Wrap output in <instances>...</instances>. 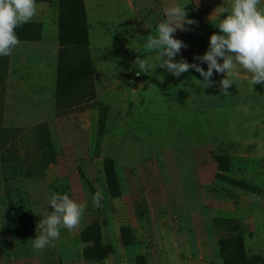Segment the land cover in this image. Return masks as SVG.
<instances>
[{
    "label": "rangeland",
    "instance_id": "1",
    "mask_svg": "<svg viewBox=\"0 0 264 264\" xmlns=\"http://www.w3.org/2000/svg\"><path fill=\"white\" fill-rule=\"evenodd\" d=\"M58 2L36 0L28 23L39 38L19 39L0 57V264H264V141L209 135L197 107L200 94L218 97L214 77L200 93L196 74L157 67L137 75L134 64L167 6L186 5L204 22L228 0H83L94 99L84 92L65 110L55 100ZM174 36L187 45L176 58L203 66L194 60L206 51L198 36ZM68 45L64 60L75 64L81 52ZM245 96L260 101L253 91ZM54 192L87 207L79 228H62L36 252L30 239ZM26 213L31 232L20 219ZM99 228L111 250L91 260L85 239Z\"/></svg>",
    "mask_w": 264,
    "mask_h": 264
},
{
    "label": "clouds",
    "instance_id": "2",
    "mask_svg": "<svg viewBox=\"0 0 264 264\" xmlns=\"http://www.w3.org/2000/svg\"><path fill=\"white\" fill-rule=\"evenodd\" d=\"M262 0H228L227 7H220L217 13L219 34L209 37L207 50L194 60L207 65L189 63L175 57L187 45L174 38L179 29L188 30L185 25L196 21L187 18L186 5L172 3L165 8V19L156 26L155 35L149 34L144 41L146 51H155V63L147 58L134 60L141 73H153L157 67L166 69L174 77L194 69L203 78L205 87L211 86L213 70L223 74L219 81L220 92H227L234 80L246 75L252 88L264 85V7ZM37 14L36 0H0V57L9 56L20 44L16 29L28 23ZM221 14H224L221 19ZM222 61V62H221ZM103 195L97 191L91 196L93 207H101ZM51 211L45 209L36 225L39 234L31 238L33 251L39 252L59 239L61 229L71 232L79 228L87 204L70 198L68 194L52 193L48 201Z\"/></svg>",
    "mask_w": 264,
    "mask_h": 264
},
{
    "label": "crops",
    "instance_id": "3",
    "mask_svg": "<svg viewBox=\"0 0 264 264\" xmlns=\"http://www.w3.org/2000/svg\"><path fill=\"white\" fill-rule=\"evenodd\" d=\"M192 1V0H189ZM196 14V16H195ZM192 16V17H191ZM199 16L198 11L193 10L192 13L187 15V18L196 21L192 25H185L188 29V34L198 36L200 42L204 43L207 50L209 44V37L213 33L219 34V29L216 26L217 19H209L207 21H197ZM88 17V15H87ZM89 37V35H88ZM175 38V36H174ZM142 58L149 59L150 63H154L156 52L151 51L147 54L139 53L136 55ZM176 60H179L178 57ZM222 62V61H221ZM137 66V65H136ZM203 67L207 69V65ZM138 67V66H137ZM138 69V68H137ZM193 71V72H192ZM196 74L195 84H197L200 93L204 92L205 85L200 82L203 78L194 69H190L186 73H182L183 76H192ZM217 87V95H215V101H208L205 94H200V102L197 110L203 111L206 118V128L209 135L217 142H250V141H264V85H252L250 84L246 75L242 74L241 79L234 80L233 85L229 86L227 92H220L219 81L223 78V74L216 73L213 70V76ZM194 86V84H192ZM208 90V89H207ZM253 91L259 96L260 101L252 102L245 99V93ZM261 96V98H260ZM214 95L212 96L213 99Z\"/></svg>",
    "mask_w": 264,
    "mask_h": 264
},
{
    "label": "trees",
    "instance_id": "4",
    "mask_svg": "<svg viewBox=\"0 0 264 264\" xmlns=\"http://www.w3.org/2000/svg\"><path fill=\"white\" fill-rule=\"evenodd\" d=\"M86 18L83 0H59L58 20L60 29L58 32V38L60 47L57 62L55 94L56 107L59 110H65L79 104L80 100L85 96L84 92L89 94L91 100L94 99V86L91 71L92 63L90 59V51L88 49L87 27L85 26ZM38 31L37 25L25 23L16 29V34L21 40H32L39 38ZM68 34H71V36H67ZM74 42L76 43L74 49H78L81 52L79 61L75 64L65 61L62 53L69 49V43L72 44ZM70 79H77V83L75 82L71 90H66V84ZM82 84L87 86V88L84 86L87 90L79 89V86ZM108 179H110V176H108ZM20 219L24 229L27 232H31V229L27 225V213L21 215ZM96 232L98 234L94 239H91L90 237L85 239L86 241L92 240L91 245L85 250L86 258L91 260H101L106 256L105 254L111 250L109 244L101 242L100 228L97 229L95 233Z\"/></svg>",
    "mask_w": 264,
    "mask_h": 264
}]
</instances>
